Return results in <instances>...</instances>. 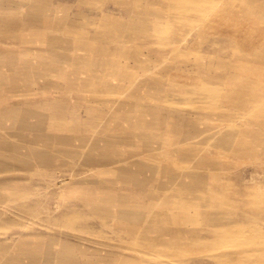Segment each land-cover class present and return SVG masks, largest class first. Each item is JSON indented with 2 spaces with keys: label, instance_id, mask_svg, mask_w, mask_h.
I'll return each mask as SVG.
<instances>
[{
  "label": "rangeland",
  "instance_id": "374dc122",
  "mask_svg": "<svg viewBox=\"0 0 264 264\" xmlns=\"http://www.w3.org/2000/svg\"><path fill=\"white\" fill-rule=\"evenodd\" d=\"M0 264H264V0H0Z\"/></svg>",
  "mask_w": 264,
  "mask_h": 264
}]
</instances>
